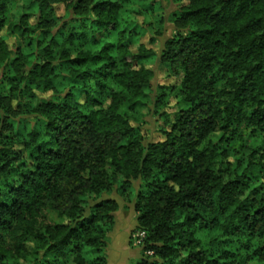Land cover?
<instances>
[{"label":"trees","instance_id":"trees-1","mask_svg":"<svg viewBox=\"0 0 264 264\" xmlns=\"http://www.w3.org/2000/svg\"><path fill=\"white\" fill-rule=\"evenodd\" d=\"M164 1L0 0V264H264V0Z\"/></svg>","mask_w":264,"mask_h":264},{"label":"rangeland","instance_id":"rangeland-1","mask_svg":"<svg viewBox=\"0 0 264 264\" xmlns=\"http://www.w3.org/2000/svg\"><path fill=\"white\" fill-rule=\"evenodd\" d=\"M164 8L166 12L171 11L175 8V5L172 1H164L163 2ZM171 25L166 24L165 29V37L171 34ZM146 37H143L142 40L146 41ZM164 39V38H162ZM161 43L158 41L156 45H154L155 49L157 50L160 47ZM154 83H170L171 81H179V79H166L167 73L164 68H161L156 63L154 65ZM146 111V109L144 110ZM161 126V121L154 116H150L146 119V122L142 126V131L147 136H150L153 140H158L161 138V133L159 132ZM120 208L116 212V219L114 230L110 237V248L112 249L111 252H117V259L113 261L114 264H134L135 260L129 257V249L132 245H136L137 243V232H132L133 228L135 227V212L133 211L131 205H126L124 202H120ZM135 243V244H134Z\"/></svg>","mask_w":264,"mask_h":264},{"label":"crops","instance_id":"crops-1","mask_svg":"<svg viewBox=\"0 0 264 264\" xmlns=\"http://www.w3.org/2000/svg\"><path fill=\"white\" fill-rule=\"evenodd\" d=\"M112 250V249H111ZM111 250H110V252H111ZM113 255L110 257V263L109 264H114V262L113 261H116L115 259H117V252H111ZM129 257H131L132 258V256H131V253L129 254ZM117 262V261H116Z\"/></svg>","mask_w":264,"mask_h":264},{"label":"built area","instance_id":"built-area-1","mask_svg":"<svg viewBox=\"0 0 264 264\" xmlns=\"http://www.w3.org/2000/svg\"><path fill=\"white\" fill-rule=\"evenodd\" d=\"M143 235H144V233L143 232H140V233H138V237H137V243H139V241H140V238L141 237H143ZM136 243V244H137ZM135 244V243H134Z\"/></svg>","mask_w":264,"mask_h":264}]
</instances>
